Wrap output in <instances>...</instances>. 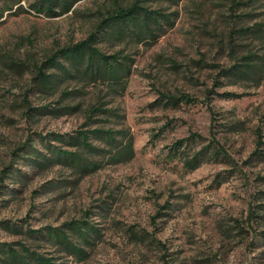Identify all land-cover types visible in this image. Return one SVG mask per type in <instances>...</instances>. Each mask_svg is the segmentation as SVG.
<instances>
[{
	"label": "rangeland",
	"instance_id": "374dc122",
	"mask_svg": "<svg viewBox=\"0 0 264 264\" xmlns=\"http://www.w3.org/2000/svg\"><path fill=\"white\" fill-rule=\"evenodd\" d=\"M37 1L7 12L11 0H0V180L12 169L32 174L24 183L6 180L17 193L4 198L11 200L0 221L41 231L90 211L99 235L87 259L63 256L60 264H264V158L255 156L264 153V80L234 83L222 72L232 65L226 39L264 23V0L236 9L234 1L248 0H146L177 19L156 42L99 43L106 55L123 51L133 60L122 84L71 79L51 92L38 88L34 64L98 33L107 12L135 0H82L57 17L35 11ZM234 37L242 53L259 45ZM169 97L179 105L161 101ZM25 99L35 109L79 107L60 117L27 115ZM95 128L123 132L117 140L132 143L134 156L96 157L100 168L81 179L61 166L33 171L20 158L31 144L45 151L40 137ZM206 148L204 160L189 167ZM27 241L0 227V243Z\"/></svg>",
	"mask_w": 264,
	"mask_h": 264
},
{
	"label": "trees",
	"instance_id": "16d2710c",
	"mask_svg": "<svg viewBox=\"0 0 264 264\" xmlns=\"http://www.w3.org/2000/svg\"><path fill=\"white\" fill-rule=\"evenodd\" d=\"M21 0H11L5 6L7 12H11L13 6L19 5ZM82 0H38L32 8L38 13L46 14L49 17H57L72 11L74 6ZM175 1V0H167ZM181 0H176L179 4ZM260 0H248L246 3L240 1L233 2L236 9L240 5L248 8L257 6ZM242 3V4H241ZM4 11H0V19L3 18ZM242 17V16H241ZM177 17L176 13L166 14L160 10H151L146 5V0H135L126 7L118 6L114 11L107 12L102 22L98 25V33H92L86 40L61 48L46 60L39 64H34L35 83L43 92L54 91L63 82L77 80L79 82L93 83L103 82L111 85H120L123 80L130 75L133 60L129 56L123 55V51L113 55L103 53L98 45L104 42L105 38L126 42L127 45L137 43L156 42L166 33L165 26L173 27ZM100 34V35H99ZM107 34V35H106ZM235 34H242L252 37L257 47H248L245 52L239 48H246L242 44H237ZM226 47L232 59V65L223 70L226 78L234 83L243 81L255 83L258 87L264 80V23H259L255 28H242L239 31H232L226 39ZM255 48V50H254ZM10 66L16 69L22 68L21 64L10 59ZM72 94L65 91L64 95ZM228 98H237L235 93H226ZM161 101L173 102L179 105L180 99L173 97L163 98ZM24 104L27 115L49 114L60 117L65 112H74L79 106L72 108L52 109L51 106L40 109L31 108L27 99ZM68 109L69 111H65ZM94 111V110H93ZM96 113L109 112L106 109L95 111ZM94 113V114H96ZM100 123L101 120H92ZM124 136L121 131H113L105 128H95L77 131L75 135L50 134L48 137H40L45 151L37 149L31 144L25 150L27 157H20L26 160L24 166L39 169H48L61 166L71 170L74 174H79V179L100 168V163L96 157L102 155H114V160H127L134 156L132 143L123 145L117 140V135ZM56 144H55V143ZM104 143L111 148L109 150L97 147L94 143ZM182 144V143H181ZM178 150V146H176ZM209 148L201 151L187 162V165L196 168L198 163L204 160L209 152ZM255 156L264 158V153L256 152ZM31 173H24L20 169L6 171L3 179L0 180V209L3 202L7 203L11 199H4L6 196H13L17 191L6 185V180L11 179L13 184L25 182L31 178ZM92 213L85 214L86 219L74 220L65 223L60 227H47L41 231L31 229L23 230L17 224L13 225L9 221H0V227L12 234L24 235L27 242L0 243V264H60L63 256L75 257L78 260L87 259L89 253L86 248L94 245L93 236H98L99 229L90 223L89 218ZM48 245L54 251L52 253L43 252V246ZM55 252V253H54Z\"/></svg>",
	"mask_w": 264,
	"mask_h": 264
}]
</instances>
